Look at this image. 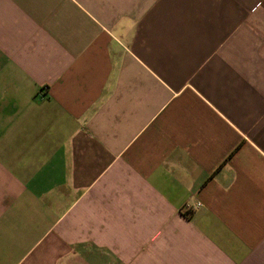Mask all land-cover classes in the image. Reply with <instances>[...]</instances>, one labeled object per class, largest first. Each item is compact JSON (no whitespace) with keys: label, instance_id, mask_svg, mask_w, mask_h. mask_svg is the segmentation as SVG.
Instances as JSON below:
<instances>
[{"label":"crops","instance_id":"crops-1","mask_svg":"<svg viewBox=\"0 0 264 264\" xmlns=\"http://www.w3.org/2000/svg\"><path fill=\"white\" fill-rule=\"evenodd\" d=\"M0 264H264V0H0Z\"/></svg>","mask_w":264,"mask_h":264}]
</instances>
